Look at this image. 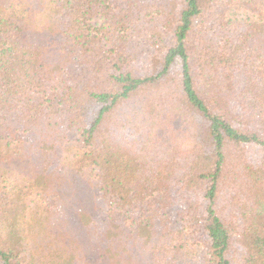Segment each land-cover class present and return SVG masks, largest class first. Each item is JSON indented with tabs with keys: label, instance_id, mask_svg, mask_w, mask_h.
<instances>
[{
	"label": "trees",
	"instance_id": "1",
	"mask_svg": "<svg viewBox=\"0 0 264 264\" xmlns=\"http://www.w3.org/2000/svg\"><path fill=\"white\" fill-rule=\"evenodd\" d=\"M42 1H0V264H264V0Z\"/></svg>",
	"mask_w": 264,
	"mask_h": 264
},
{
	"label": "rangeland",
	"instance_id": "2",
	"mask_svg": "<svg viewBox=\"0 0 264 264\" xmlns=\"http://www.w3.org/2000/svg\"><path fill=\"white\" fill-rule=\"evenodd\" d=\"M2 1V0H0ZM6 1V3H12V2H17L18 4H23L24 2H26L27 0H4ZM23 2V3H22ZM34 2L36 4H38L39 2H43L42 0H34ZM24 5V4H23ZM234 10L230 11V16L234 17L236 19L239 20H246V19H250V20H256V16H254L251 12L246 11V10H237L236 12H233ZM229 16V17H230ZM69 189H71L78 197L81 196L82 200H86L89 201V197H88V191H87V187L84 185L83 181L78 180L76 182H74L72 185H69ZM31 199L28 200L29 202V206L31 207ZM57 214L58 217L60 219H64L65 223L67 225V227H72L71 231L73 232V228H75L73 226L76 225L77 227H79V235L82 239V241L84 242L83 244L87 243V240H91L92 236H97V237H101L103 232H105L107 229H104V225L99 224L100 230L99 232H101L100 234L97 232H89V234L85 233L84 231V227L82 228L80 225H78L79 220H77V218L75 217H69L71 214H73L72 210L68 211L66 209V207L59 203L57 206ZM69 217V218H68ZM91 228V227H90ZM75 233V232H73ZM76 234V233H75ZM110 234L112 236H119V232L116 231L115 226L111 225L110 228ZM131 238L128 239V237L126 238V240H124V242L122 243L123 248L121 247V252H123L124 249V253H129L130 254V258L132 261H140L142 259V253H143V249H144V245H145V234L144 232L141 233V235L136 236L135 238L130 236ZM123 238V237H122ZM124 239V238H123ZM128 239V240H127Z\"/></svg>",
	"mask_w": 264,
	"mask_h": 264
}]
</instances>
